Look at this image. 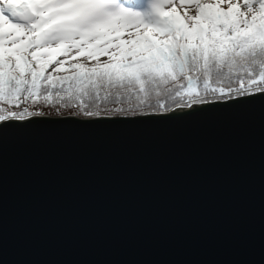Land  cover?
<instances>
[{"label":"water","instance_id":"95a60500","mask_svg":"<svg viewBox=\"0 0 264 264\" xmlns=\"http://www.w3.org/2000/svg\"><path fill=\"white\" fill-rule=\"evenodd\" d=\"M207 104L0 121V264H264V97Z\"/></svg>","mask_w":264,"mask_h":264},{"label":"snow or ice","instance_id":"6c2138e0","mask_svg":"<svg viewBox=\"0 0 264 264\" xmlns=\"http://www.w3.org/2000/svg\"><path fill=\"white\" fill-rule=\"evenodd\" d=\"M180 7L195 14L178 16L172 0H152L147 19L122 0H0V105L51 103L54 89L61 99L99 96L105 87L135 90L143 99L175 89L188 109L208 106L207 95L264 97V0H182ZM53 45H67L60 49L66 59L45 75L36 51ZM82 55L83 63L76 59ZM240 72V87L220 86ZM3 111L0 121L23 120V113Z\"/></svg>","mask_w":264,"mask_h":264},{"label":"trees","instance_id":"16d2710c","mask_svg":"<svg viewBox=\"0 0 264 264\" xmlns=\"http://www.w3.org/2000/svg\"><path fill=\"white\" fill-rule=\"evenodd\" d=\"M182 0H178V6L176 14L178 16H183L184 12L187 10L190 15L193 13L188 8H181L180 3ZM183 2L186 3L185 0ZM18 47L20 45H17ZM67 47V45H61L57 47L53 45L47 48H41L36 51V56L39 60V63L42 65H47L45 75L52 71V68L55 67L54 61L56 60H65L66 57L61 53V48ZM74 54V53H72ZM70 54V55H72ZM80 62H85V57L78 56L76 58ZM100 61L107 60L106 56H99ZM52 61V63H48ZM73 61L71 59L67 60V63L63 65V69H68L69 64ZM88 65L95 63L94 60H87ZM227 73V69L224 70ZM65 72L62 70L60 73H52L53 76L64 75ZM68 74H71L69 70ZM245 74L240 72L239 74L233 73L229 74L228 78L223 79L221 87L226 91L229 87L235 89L240 87L238 83V77H242ZM171 87V85H169ZM62 95L61 98L56 97V90H53V100L51 103H45L42 98H38L36 103H33L31 100H28L24 103H21L19 107L15 105H0V107L10 110L17 113H23L24 117H29V113L37 114L42 113V115H51V116H65V115H76L79 117H96L101 115H140L146 113H164L168 112L171 109L175 108L178 105H187L189 101L187 98L181 100L179 97L175 96V89L170 93H161L159 96L156 93H152L146 99H143L135 90L128 91L124 88H101L99 89V96L95 93H92L85 97H76L72 96L71 98L67 95ZM237 97L234 94L231 98ZM215 100L216 96L207 95L203 96V99ZM143 101V102H142ZM159 103H163L168 111H162L159 106ZM27 109V111H25ZM91 113V115H89ZM7 111L0 112V115H6Z\"/></svg>","mask_w":264,"mask_h":264},{"label":"rangeland","instance_id":"374dc122","mask_svg":"<svg viewBox=\"0 0 264 264\" xmlns=\"http://www.w3.org/2000/svg\"><path fill=\"white\" fill-rule=\"evenodd\" d=\"M185 1L187 2V0H185ZM122 2L125 4V6L131 7L133 9H136V10L140 11L141 13L145 14L146 19L148 18L147 14L150 13V11H151L152 0H122ZM172 2H173V4H175L176 11H177L178 0H172ZM209 2H211V0H209ZM189 10L193 13V15L195 14L194 9L189 7ZM224 99H227V98H224ZM224 99H217L216 98L215 100H224ZM204 100L209 101L206 98ZM210 101H212V100H210ZM178 106H183V105H178ZM178 106H176V107H178ZM184 106H186V105L184 104ZM33 115H36V114H33Z\"/></svg>","mask_w":264,"mask_h":264}]
</instances>
